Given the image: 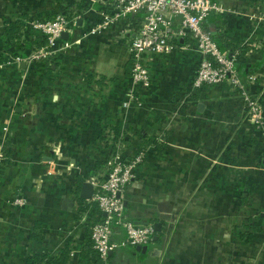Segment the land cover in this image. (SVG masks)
Instances as JSON below:
<instances>
[{"label": "crops", "instance_id": "0c3cea01", "mask_svg": "<svg viewBox=\"0 0 264 264\" xmlns=\"http://www.w3.org/2000/svg\"><path fill=\"white\" fill-rule=\"evenodd\" d=\"M217 1L224 12L206 25L237 54L238 72L254 80L189 94L202 55L186 35L185 49L154 56L142 103L124 108L131 83L125 22L81 38L105 4L0 0V264H264V137L243 95L264 97V0ZM58 14L78 18L62 38L77 43L55 57L36 61L37 48L25 53L7 39V23L21 21L24 37L45 40L30 23ZM12 56L26 61L6 64ZM141 151L146 158L123 192L125 211L136 224L160 222L159 238L121 245L101 262L91 230L102 214L82 202L83 183L96 189L112 156ZM65 198L73 206L65 208ZM113 240L126 241L122 227Z\"/></svg>", "mask_w": 264, "mask_h": 264}, {"label": "built area", "instance_id": "2783aa9c", "mask_svg": "<svg viewBox=\"0 0 264 264\" xmlns=\"http://www.w3.org/2000/svg\"><path fill=\"white\" fill-rule=\"evenodd\" d=\"M106 5L102 19L81 31V38L104 35L124 24L123 33L131 36V83L122 102L124 108L142 103L141 90L151 87L154 78V56L168 54L181 46L179 40L190 35L202 55L196 74L188 87L189 94L206 86L230 83L243 89V79L237 70V54L230 55L215 39L206 21L213 13L224 12L217 0H100ZM132 16L135 18L131 21ZM77 17L70 18L58 14L53 19L37 20L30 23L34 32L45 39V44L37 48L31 58L42 61L55 57L58 51L66 50L77 42L62 40L64 32H71L77 24ZM177 25L179 27L177 28ZM29 27V28H30ZM59 44V45H58ZM25 61L21 56H12L6 64L14 65ZM247 103L248 117L264 137V97L250 96L243 90ZM145 151L133 158L112 156L108 160L105 181L98 184L92 196L102 213L91 230L93 248L99 260L106 262L109 253L121 245H148L155 237L153 224H136L127 218L123 192L137 175V169L144 162ZM5 156L0 153V165ZM17 200L16 202H20ZM125 230L126 241L116 242V229Z\"/></svg>", "mask_w": 264, "mask_h": 264}, {"label": "trees", "instance_id": "16d2710c", "mask_svg": "<svg viewBox=\"0 0 264 264\" xmlns=\"http://www.w3.org/2000/svg\"><path fill=\"white\" fill-rule=\"evenodd\" d=\"M67 16L70 18H73L70 15H67ZM23 27H24V23H22L21 21H9L7 23V26H6L7 39L15 42L20 51L27 53V52H30V51L34 50L35 48L41 47L45 44V40L39 39L37 41H32V40H28L27 38H23V34H22ZM144 140H146L145 141L146 143H151V142L155 143L154 138L144 137ZM82 202L86 204L85 206L87 208L92 207L95 209V211H98L101 213L99 206L95 201L91 200L88 202L85 199H82ZM161 234L162 233H160V235ZM62 262L63 261L61 260L60 263H62Z\"/></svg>", "mask_w": 264, "mask_h": 264}, {"label": "water", "instance_id": "95a60500", "mask_svg": "<svg viewBox=\"0 0 264 264\" xmlns=\"http://www.w3.org/2000/svg\"><path fill=\"white\" fill-rule=\"evenodd\" d=\"M68 36H69L68 32H64L62 34V38H64V37H67L68 38ZM94 190H95V188H94L93 183H91V182H84L83 183V186H82V191L80 193V197L83 198V199H85V200H91L92 199V196L94 194ZM73 204H74V201L73 200H70L69 198H65L64 199V207L65 208L66 207L68 208L70 206H73ZM154 226H155L157 232H160L161 231L162 224L160 222H156L154 224ZM158 238H159L158 235H156L154 237V240L157 241ZM140 247L141 246H139V248Z\"/></svg>", "mask_w": 264, "mask_h": 264}, {"label": "rangeland", "instance_id": "374dc122", "mask_svg": "<svg viewBox=\"0 0 264 264\" xmlns=\"http://www.w3.org/2000/svg\"><path fill=\"white\" fill-rule=\"evenodd\" d=\"M24 26H25V24H24ZM23 38H26V37L23 36ZM7 53H8V52H7ZM21 55H23V54H21ZM23 56H25V55H23ZM23 56H22V57H23ZM24 59H25V58H24ZM27 60H28V59H27ZM25 61H26V60H25ZM28 61H29V60H28ZM16 65H17V64H16ZM137 154H138V153H137ZM137 154H135V155H137ZM135 155H133V156L130 157V158H133Z\"/></svg>", "mask_w": 264, "mask_h": 264}]
</instances>
